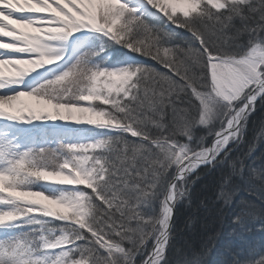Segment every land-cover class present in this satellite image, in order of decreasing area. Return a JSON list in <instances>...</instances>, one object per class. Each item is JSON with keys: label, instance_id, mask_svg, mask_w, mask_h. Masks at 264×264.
<instances>
[{"label": "snow or ice", "instance_id": "obj_1", "mask_svg": "<svg viewBox=\"0 0 264 264\" xmlns=\"http://www.w3.org/2000/svg\"><path fill=\"white\" fill-rule=\"evenodd\" d=\"M258 106L264 0H0V264H264Z\"/></svg>", "mask_w": 264, "mask_h": 264}, {"label": "trees", "instance_id": "obj_2", "mask_svg": "<svg viewBox=\"0 0 264 264\" xmlns=\"http://www.w3.org/2000/svg\"><path fill=\"white\" fill-rule=\"evenodd\" d=\"M264 118V110H260L253 115L249 128V140H251L252 129L258 128L259 121ZM261 155H264V142L257 143L255 157L257 161ZM201 178L197 181L193 191L196 204L189 208L186 206H177L176 209V227L179 232L177 243L180 245L188 244L197 249L207 246L212 249L210 258H216L218 249H222L228 240L227 221L221 216L217 208L211 204L207 208L197 207L199 199L205 193L206 189H210L214 177L208 175L205 169L200 170ZM243 194V193H241ZM191 219V224L189 220ZM259 234L256 236L259 241Z\"/></svg>", "mask_w": 264, "mask_h": 264}, {"label": "rangeland", "instance_id": "obj_3", "mask_svg": "<svg viewBox=\"0 0 264 264\" xmlns=\"http://www.w3.org/2000/svg\"><path fill=\"white\" fill-rule=\"evenodd\" d=\"M258 235V234H257Z\"/></svg>", "mask_w": 264, "mask_h": 264}]
</instances>
